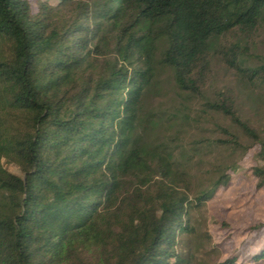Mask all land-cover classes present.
Listing matches in <instances>:
<instances>
[{
    "label": "trees",
    "instance_id": "obj_1",
    "mask_svg": "<svg viewBox=\"0 0 264 264\" xmlns=\"http://www.w3.org/2000/svg\"><path fill=\"white\" fill-rule=\"evenodd\" d=\"M36 6L0 0V264H195L193 214L235 157L258 145L264 162L242 115L264 109V0Z\"/></svg>",
    "mask_w": 264,
    "mask_h": 264
},
{
    "label": "rangeland",
    "instance_id": "obj_2",
    "mask_svg": "<svg viewBox=\"0 0 264 264\" xmlns=\"http://www.w3.org/2000/svg\"><path fill=\"white\" fill-rule=\"evenodd\" d=\"M37 10L38 0H28ZM57 5L59 0H43ZM257 53L264 57V34L257 41ZM216 86L230 85L234 82V75L224 65L217 61L214 65ZM170 95V97H169ZM165 99L150 98L152 106L158 107L164 100L176 98L172 90L167 89ZM243 103L242 115L244 119L257 127L264 129V109H256L250 104ZM167 103V102H166ZM164 107L166 113H173L170 104ZM179 107H176V109ZM255 109V110H253ZM209 127V125H206ZM192 138H186V145ZM260 147L253 146L245 155H238L234 162L237 170L232 174V181L228 187L221 188L213 200L193 216L195 234L188 241L195 253V264H217L228 258L236 257V264H264V260L256 262L253 258L264 252V186L258 187V180L252 170L264 166L259 158ZM222 156V155H221ZM230 162L228 157L224 161ZM220 161L219 153L209 157L205 170H211ZM3 166L13 174L21 175L19 167L7 163Z\"/></svg>",
    "mask_w": 264,
    "mask_h": 264
}]
</instances>
